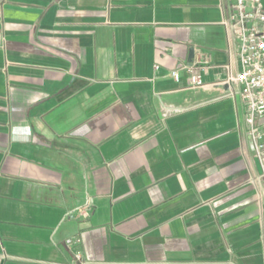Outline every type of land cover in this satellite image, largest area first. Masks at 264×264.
I'll return each instance as SVG.
<instances>
[{
	"label": "crops",
	"instance_id": "crops-1",
	"mask_svg": "<svg viewBox=\"0 0 264 264\" xmlns=\"http://www.w3.org/2000/svg\"><path fill=\"white\" fill-rule=\"evenodd\" d=\"M228 3L0 0V264H264Z\"/></svg>",
	"mask_w": 264,
	"mask_h": 264
},
{
	"label": "built area",
	"instance_id": "built-area-1",
	"mask_svg": "<svg viewBox=\"0 0 264 264\" xmlns=\"http://www.w3.org/2000/svg\"><path fill=\"white\" fill-rule=\"evenodd\" d=\"M229 12L223 19L231 39L237 45L240 72L230 74L229 80L239 86V95L245 103V125L252 141L254 157L260 167V174L251 182L264 183V4L262 0H229ZM209 61V57H206ZM158 68V66H156ZM189 75L191 88H201L204 80L201 67H183ZM177 82L181 79L179 71L171 73ZM260 192H264V187ZM89 206V202L85 207ZM47 264H89L79 253L65 262H46Z\"/></svg>",
	"mask_w": 264,
	"mask_h": 264
},
{
	"label": "water",
	"instance_id": "water-1",
	"mask_svg": "<svg viewBox=\"0 0 264 264\" xmlns=\"http://www.w3.org/2000/svg\"><path fill=\"white\" fill-rule=\"evenodd\" d=\"M191 62V61H190Z\"/></svg>",
	"mask_w": 264,
	"mask_h": 264
}]
</instances>
